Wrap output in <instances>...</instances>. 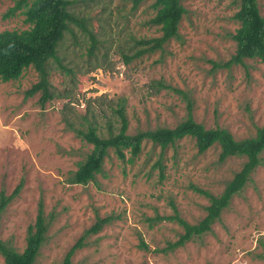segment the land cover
Here are the masks:
<instances>
[{
    "label": "rangeland",
    "instance_id": "374dc122",
    "mask_svg": "<svg viewBox=\"0 0 264 264\" xmlns=\"http://www.w3.org/2000/svg\"><path fill=\"white\" fill-rule=\"evenodd\" d=\"M15 1L0 2V31L28 27L21 13L3 18ZM257 1L264 15V0ZM152 3L143 0L133 10L131 0H76L73 9L98 43L89 54V35L70 25L58 52L65 68L50 61L52 99L41 103L40 92L25 97L39 80L32 67L17 80L0 81V191L10 194L22 183L1 214L0 238L22 250L41 204L48 228L35 264H62L82 236L72 264H264V150L210 230L173 248L169 244L184 232L174 211L198 223L209 204L202 191L221 194L245 157L220 161L217 144L199 153L191 137L164 150L145 140L131 161L129 153L120 159L110 149L93 181H68L91 145L66 120L77 125L86 108L105 126L107 105L122 102L128 133L172 128L186 117L188 104L195 121L225 128L238 140L264 125V63H228L237 0H181L186 12L178 35L125 62L133 39L160 35L149 23ZM103 217L109 219L98 232L86 233Z\"/></svg>",
    "mask_w": 264,
    "mask_h": 264
},
{
    "label": "trees",
    "instance_id": "16d2710c",
    "mask_svg": "<svg viewBox=\"0 0 264 264\" xmlns=\"http://www.w3.org/2000/svg\"><path fill=\"white\" fill-rule=\"evenodd\" d=\"M142 1L131 0L132 9L135 10ZM73 3H76V0H16L7 9L3 18L21 13L28 27L21 30L0 31V81L17 80L25 69L32 67L38 72L39 80L26 89L25 97L40 92L41 103L53 98L50 61L53 60L61 68H65L61 64L58 52L65 32L71 29L70 25L82 27L89 35V54H93L98 43L94 34L86 29L85 17L79 16L73 9ZM152 7L155 9V14L149 19V23L158 27L160 35L133 39L130 47L132 52L123 54L125 62L156 49H162L169 39L178 35L179 23L186 12L181 0H153ZM232 17L238 22V27L231 34L235 42V53L228 63L242 64L244 59L250 58L264 63V15L260 12L258 1L237 0V10ZM96 65L103 66L99 61ZM187 107L186 117L174 127L148 128L135 133L127 132L128 118L122 102L107 105L109 112L103 116L109 115L111 119L106 120L105 126L97 120L91 108H86V113L79 116L77 125L70 118L66 120L68 127L91 145L90 152L77 163L76 170L68 178L71 184H87L93 181L96 174L100 173L110 149L120 159H124L126 153H129V161H131L139 155L145 140L164 150L184 137H191L199 153L217 144L220 148V161L230 156L245 157L242 168L234 173L221 194L213 196L202 191L209 198V204L205 207L206 215L198 223L189 224L179 218L174 211L172 219H177L183 226L184 232L176 242L169 244V248L182 245L193 235H200L210 230L211 224L218 219L231 196L243 188L249 179V174L261 164L260 154L264 150V125L257 127L254 135L238 140L225 128H207L195 121L190 104ZM21 187L20 182L10 194L0 191V218L6 206L19 194ZM41 207L40 204L34 223L27 228L25 246L22 250H17L0 238V256L4 264L36 263L48 228ZM108 219V217L98 218L86 233L98 232ZM84 237H80L66 252L62 264H72L71 257L75 250L82 246ZM142 245L145 244L142 242Z\"/></svg>",
    "mask_w": 264,
    "mask_h": 264
}]
</instances>
